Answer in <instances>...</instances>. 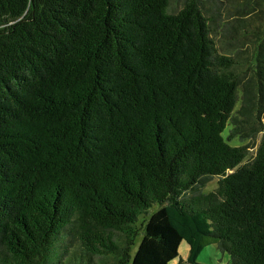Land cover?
Listing matches in <instances>:
<instances>
[{
	"label": "trees",
	"instance_id": "16d2710c",
	"mask_svg": "<svg viewBox=\"0 0 264 264\" xmlns=\"http://www.w3.org/2000/svg\"><path fill=\"white\" fill-rule=\"evenodd\" d=\"M181 242L264 264V0H0V264Z\"/></svg>",
	"mask_w": 264,
	"mask_h": 264
},
{
	"label": "rangeland",
	"instance_id": "374dc122",
	"mask_svg": "<svg viewBox=\"0 0 264 264\" xmlns=\"http://www.w3.org/2000/svg\"><path fill=\"white\" fill-rule=\"evenodd\" d=\"M258 140L259 138L256 140L255 142L256 144ZM234 144H238V143L235 141ZM254 151H255V147L252 149H249V154L246 158L247 160L250 157H252ZM245 161H243L241 164H243ZM218 179L219 177L214 176V177H211L208 181L204 182L203 184L195 185L191 190L184 192V194L182 195V198L189 197L190 195L196 192L207 193V192L212 191L213 189L216 188ZM187 254H188L187 246L184 242H181L178 247V256L174 261H172L171 264H189L186 261ZM227 261H228V255L220 253L216 249V246L212 244V245L206 246L201 251L195 263L196 264H227Z\"/></svg>",
	"mask_w": 264,
	"mask_h": 264
}]
</instances>
